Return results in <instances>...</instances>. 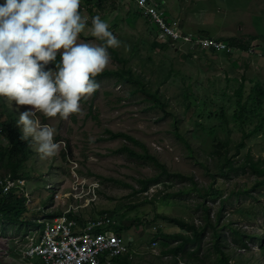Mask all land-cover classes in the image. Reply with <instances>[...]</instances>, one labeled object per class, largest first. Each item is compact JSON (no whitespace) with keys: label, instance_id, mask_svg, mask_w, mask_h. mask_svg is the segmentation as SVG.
Wrapping results in <instances>:
<instances>
[{"label":"rangeland","instance_id":"rangeland-1","mask_svg":"<svg viewBox=\"0 0 264 264\" xmlns=\"http://www.w3.org/2000/svg\"><path fill=\"white\" fill-rule=\"evenodd\" d=\"M154 1L159 2L161 8L157 11L162 13V17L176 24L181 33L213 40L238 37L242 38L247 49L238 50L227 42L225 45L231 49L230 52L212 53L207 49L190 48L179 41L164 47L160 43L157 26L133 17L138 12L133 2L90 0L92 12H80L86 22L78 38L99 43L89 33L91 17L98 15L105 20L110 31L121 41L112 49L127 59L126 67L139 74L150 91H157L166 106L163 110L155 108L146 96L133 90L131 84H120L109 77L96 79L99 87L79 101L80 112L69 114L65 119L37 113L42 123L55 127L53 139L59 142V147L56 155L41 158L31 143L33 155L25 162L26 171L20 178L23 184L8 191L15 190L16 196L25 198V218L14 224L1 219L0 264L39 263L38 257L30 259L23 252L30 239L36 240L39 236L37 228L41 229L42 225L37 220L49 216L50 212H62L71 204V200L66 203L62 198L55 202V198L51 201L50 197L55 193L65 194L74 175L78 176V182H85L78 190H86L88 183L99 187L97 203L92 208L78 209L77 213L81 218L82 215L87 218L106 211L120 227L125 228L120 235L127 248L125 255L132 264H175L162 252L176 243L163 244L160 239L152 240L155 231L191 233L163 222L161 216L180 218L195 226H202L206 221L211 226L215 225L217 235L211 226H206L197 243H188L184 247L181 261L186 264L191 260L197 264H218L217 253L212 247L214 241L231 264L262 263L264 197L261 192L264 188L254 191L256 199L236 203L232 191L250 189L255 176H235L232 171L224 169L227 172L225 177L219 170L224 158L231 165L241 164L248 154L254 161L264 163V129L246 139L238 155L234 156L232 149V143L241 139V132L232 122L235 119V92L240 85L244 97L256 84L264 90V0ZM148 11L151 14L150 9ZM154 39L158 41L156 47L151 45ZM133 45L135 49L131 51ZM113 60L110 57L104 70L116 68ZM184 91H189V94L184 95ZM1 98L16 117L19 111L31 108V105L14 106V102L10 106L6 98ZM197 103L203 104L200 113L194 110ZM208 114L211 117H207ZM219 115L225 118V124ZM252 127L253 123L247 125L246 132H250ZM174 128L192 150H187L185 144L176 138ZM108 131L134 137L169 172L190 176L196 183V189L191 190L188 181L163 176L146 192L137 191L139 180L154 177L159 171L148 160L121 150L127 145L133 152L142 154L140 146L123 138L109 139ZM219 141L229 144L226 150L214 149ZM5 144V138L0 135V145ZM17 179L0 169V183L4 180L15 183ZM228 196L231 198L225 201L217 217L221 200ZM240 205L255 208L251 213L253 219L241 220L238 224L247 233L256 235L255 242L247 240L245 250L234 245L231 229L222 225L228 223L232 228V222L236 220L232 210ZM32 220H36L34 227L27 223ZM113 259H110L111 264H117Z\"/></svg>","mask_w":264,"mask_h":264},{"label":"clouds","instance_id":"clouds-1","mask_svg":"<svg viewBox=\"0 0 264 264\" xmlns=\"http://www.w3.org/2000/svg\"><path fill=\"white\" fill-rule=\"evenodd\" d=\"M80 0H0V97L19 111L20 138L41 158L56 155V129L45 117L65 119L81 111L79 101L99 87L96 75L110 62L108 48L121 41L98 15L89 33L99 43L78 38L85 28ZM58 57V58H57ZM54 67L46 68L49 62Z\"/></svg>","mask_w":264,"mask_h":264},{"label":"trees","instance_id":"trees-1","mask_svg":"<svg viewBox=\"0 0 264 264\" xmlns=\"http://www.w3.org/2000/svg\"><path fill=\"white\" fill-rule=\"evenodd\" d=\"M81 4L79 5L81 10L85 11L86 14H89L92 12L91 6H89L90 0H81ZM158 2V1H157ZM159 4V2H158ZM82 8V9H81ZM137 10V9H136ZM141 10V9H140ZM140 10H137L138 12L133 15L134 18H141L142 21L145 22V20L149 23V18L144 15ZM143 15H142V14ZM144 19H143V18ZM86 22V20H85ZM150 25L153 23H149ZM151 26H155L154 24ZM252 39V37H250ZM222 40L223 42H226L232 47L237 48L238 50H246L247 48L243 44L242 38L238 37H232L229 39H219V41ZM158 41L156 39L151 41V45L156 47V43ZM164 47H167L169 43L167 42H160ZM135 49V46H131V51ZM110 57L113 60V62H116V68L109 69V70H103L102 72L98 73L95 77V79H101V78H109L112 77L115 79L116 82L120 84H131L133 86V90H136L140 93H142L144 96L147 97L148 100L151 101L152 105L155 108L164 109L166 106V102L158 95L157 91H150L146 84L140 79L139 74H135L131 71L129 67H126L127 59L123 56H119L118 52L111 47L108 48ZM210 52L214 53L215 51L209 50ZM189 54V53H188ZM187 54V55H188ZM187 55H184L183 57H186ZM58 58V57H57ZM52 62L50 61L46 68L51 67ZM119 65V66H117ZM54 67V66H53ZM189 91H184V95H188ZM236 99H235V111H234V117L235 119L232 121L234 126L241 132V139L238 142L232 143V149L234 150V156L238 155L239 150H241L244 147V141L248 139L250 136L258 135L263 129H264V90L258 85H254L253 88L250 90V92L244 97L243 93L241 91V85L238 88V90L235 92ZM201 109L203 110V104L197 103L195 105L194 110L198 113L201 112ZM222 112V111H221ZM199 116H202L200 114ZM220 116V115H219ZM207 117H211L210 114L207 115ZM223 120V123L225 124V118L221 117ZM17 117L14 112L9 111L0 97V135L5 138L6 144L0 145V169H3V173H9L13 178H21L22 174L26 171V165L25 162L27 159L31 158L33 155V151L31 148V143L29 140L21 139L20 138V127L16 123ZM253 123V127L250 132H246V126ZM174 135L176 138L181 140L185 146L187 147V150H192L189 146L186 139L183 138V136L179 133V131L174 128L173 130ZM109 139H115V138H123L133 144H137L142 148L143 153H135L133 152L130 147L127 145L123 146L121 150L126 151L128 155L130 156H136L142 159L148 160L150 163H152L153 166H155L159 173L158 175L139 180L140 188L139 192H146L151 184L157 183V180L161 177H165L167 179L175 178L179 181H188L190 184V189L193 190L196 189V183L190 176L183 175L181 173H171L167 170L166 166L162 163H160L155 157L150 156L144 145L138 142L134 137L129 136L125 133H112L108 131ZM229 146V144H223L219 141V144L214 145L215 150H226V148ZM216 153H218L216 151ZM30 160V159H29ZM260 164H263V166H260ZM224 169H227L228 171H232V174L235 176H238V174L243 175H253L255 176L254 181L250 189L242 188L237 191H232V196L234 197V202L239 203L243 201H252L256 199V196L253 195L256 190H262L261 188H264V163L260 160L254 161L252 157L248 154L245 156L244 161L239 164V162L233 164H230L229 160L227 158H224V164L219 170L220 173L223 176H227V172L223 171ZM23 178V177H22ZM208 192V191H207ZM16 191H10L6 194H3L0 187V221L1 219L7 220L8 222H17V221H24V212H25V206L24 201L25 198L23 196H16ZM21 193V191H20ZM171 195V194H167ZM261 195L264 197V192H261ZM231 198L230 196L226 197L225 199L221 200V206L217 209V217L221 214V209L224 207V203L226 200ZM51 201L53 200V197H50ZM50 201V200H49ZM202 203V202H201ZM202 205H204L202 203ZM205 206V205H204ZM206 207V206H205ZM255 209L252 205L251 206H237L234 207L232 212L233 215L236 216V220L232 222V228L228 223H223L225 229H231V235L233 237V243L234 245L239 249H247V240L253 239L255 242L256 235L250 234L245 231V229H242L239 227V223L241 220H251L253 219L251 213L252 210ZM207 207L205 208V211H207ZM262 210L264 211V207H262ZM61 215V211H55L50 212L49 217H57ZM68 216L71 217L72 214L68 213ZM81 218V216H80ZM79 218V219H80ZM163 222H167L170 224H174L178 226L179 229L184 230L185 232L190 231V235L186 234H165L162 232L161 229H158L155 231L152 240L160 239L163 244H166V242H172L174 241L176 245L171 248H166L162 253H164L165 256H170V258L173 259V263L178 264L179 262L186 264L185 262H182L183 259V249L188 243H197L199 241V237L203 232L204 227L211 226L209 222L206 221V223L202 226H195L193 223H188L183 219L175 218V217H167V216H161L160 217ZM205 218L207 219V214H205ZM76 219V218H75ZM156 220V219H155ZM159 220V218H158ZM83 221V217L80 219V222ZM31 226L34 227L36 224V220H32L27 222ZM37 227L39 225L37 224ZM213 230H215V234L217 235V229L214 226H211ZM123 230L125 231V228L118 226L116 229V232L120 235ZM170 240V241H169ZM263 243V240H262ZM213 249L217 253V263L218 264H231L229 263V260L227 259V256L225 253L220 251V246L217 243V241H214L213 243ZM255 258V257H254ZM114 263L119 264H132L131 260L127 257V255H122L117 258L113 259ZM192 261V260H191ZM186 261L187 264H197L195 262ZM261 264H264V257L261 258ZM248 262H245L247 264ZM203 264V263H202ZM232 264H240L238 262H232Z\"/></svg>","mask_w":264,"mask_h":264},{"label":"built area","instance_id":"built-area-1","mask_svg":"<svg viewBox=\"0 0 264 264\" xmlns=\"http://www.w3.org/2000/svg\"><path fill=\"white\" fill-rule=\"evenodd\" d=\"M129 1L134 3L137 10L141 9L140 11L155 27L157 26L158 36L162 42L170 45V43L179 41L189 45L190 48L215 52L231 51L222 41L181 33L176 24L166 21L162 13L157 11L161 6L154 0ZM148 9L151 14L148 13ZM77 178V175L72 177L69 190L65 194L55 193L53 195L55 202L62 198L66 203L71 200V204L65 207L61 215L53 218L44 216L37 220V223L42 225L41 229L37 228L39 236L36 240L30 239L31 242L23 253L30 259L38 257V264H111L110 259L127 252L121 235L116 232L119 224L106 211L99 212L93 217L85 218L82 215L83 221L80 222L78 209L92 208L97 203L99 187L97 184L95 186L93 183H86V190H78L81 183L85 182H78ZM17 180L15 183L12 180L1 182L2 193L6 194L13 186L23 184L20 178ZM73 202L75 206H72ZM68 213L72 216L69 217Z\"/></svg>","mask_w":264,"mask_h":264},{"label":"crops","instance_id":"crops-1","mask_svg":"<svg viewBox=\"0 0 264 264\" xmlns=\"http://www.w3.org/2000/svg\"><path fill=\"white\" fill-rule=\"evenodd\" d=\"M197 2H202V1H204V0H196ZM188 16V15H187ZM219 35V34H218Z\"/></svg>","mask_w":264,"mask_h":264},{"label":"bare ground","instance_id":"bare-ground-1","mask_svg":"<svg viewBox=\"0 0 264 264\" xmlns=\"http://www.w3.org/2000/svg\"><path fill=\"white\" fill-rule=\"evenodd\" d=\"M119 235V234H118Z\"/></svg>","mask_w":264,"mask_h":264}]
</instances>
